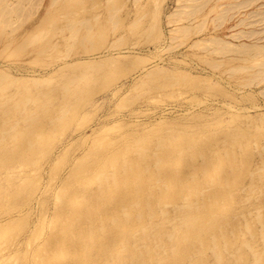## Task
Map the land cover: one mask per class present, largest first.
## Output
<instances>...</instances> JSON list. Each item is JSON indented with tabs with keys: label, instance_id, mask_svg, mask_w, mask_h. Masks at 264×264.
<instances>
[{
	"label": "rangeland",
	"instance_id": "obj_1",
	"mask_svg": "<svg viewBox=\"0 0 264 264\" xmlns=\"http://www.w3.org/2000/svg\"><path fill=\"white\" fill-rule=\"evenodd\" d=\"M7 5L12 25L0 24V70L10 76L3 83L14 94L9 102L29 91L38 100L29 115L64 104L71 110L27 128L25 113L0 109V123L17 130L0 147L17 154L0 170V264H81L51 260L62 249L85 264L109 258L110 232L77 247L62 231H79L72 198L90 191L107 198L102 183L130 159L144 168L137 181L146 179L135 201L159 193L183 205L191 193L217 217L209 235L187 248L195 262L178 264H256L264 255V0ZM77 21L92 26L83 44L69 29ZM175 159L182 170L171 174ZM93 165L99 168L89 174Z\"/></svg>",
	"mask_w": 264,
	"mask_h": 264
},
{
	"label": "bare ground",
	"instance_id": "obj_2",
	"mask_svg": "<svg viewBox=\"0 0 264 264\" xmlns=\"http://www.w3.org/2000/svg\"><path fill=\"white\" fill-rule=\"evenodd\" d=\"M204 1L207 5L210 0ZM3 2L4 5L0 6V24L3 27H10L12 22L9 19L6 20V15L13 12V10L8 8V0H0V5ZM116 11H111V17ZM69 29L72 31L74 39L81 44L89 41V36L92 34V26L84 24L83 21L73 22L69 25ZM83 30L85 34H80ZM1 71L0 100H4V103L0 104V109L5 108L3 110H8L13 116L25 113L23 120L25 127L31 128L36 119L40 121L43 115L51 112H56V116L60 119L65 118L70 112L71 107L64 104L61 109L49 108L39 112L36 116L29 115L28 110L35 107L38 100L33 97L31 92L25 91L19 100L10 103L9 101L14 94L7 93L3 84L4 81H10V76ZM37 94L45 95L42 88H39ZM8 118L10 117L2 118L1 121ZM15 132H17L16 128L13 127L11 130L0 123V147L8 136ZM25 143L30 147L35 144L32 140H26ZM200 149V147H197L196 151ZM66 151H68L67 148ZM200 154L205 157L202 150ZM16 155L14 151H3L0 148V170L5 169ZM193 160L194 157L185 158L183 165H190ZM181 164V159H175V162L171 163L167 169L171 174L176 171L181 172ZM162 166L163 163H160L161 168ZM98 168L99 165H93V169L91 168L89 174L96 173ZM143 170L144 168L141 166L139 159H130L120 172L109 173L102 183L107 184L109 187L107 198H104L103 194L93 191L86 192L84 199H80V197L72 198V202L79 206L78 209L71 210V216L76 219L79 231H62L63 238L70 241L68 243H71V246L74 244L79 247L84 242L94 241L107 232L111 234V239L106 244L109 258L101 263L88 261L87 264H178L181 260L195 262L192 251L187 250V248L191 243L202 241L209 235V225L217 221L216 215L205 214L203 208L199 206L198 201L194 199L191 193L183 195V205L166 203L162 200L164 196L159 193L146 195L141 202L135 201L136 196L141 195L143 185L146 184L145 178L137 181L139 177L144 175ZM22 175L23 172L21 171L16 174V176ZM134 182L137 184H132ZM127 187L138 189L137 191L134 190V194L130 193L129 197L126 194L121 199H117L121 192H127L125 191ZM117 200L123 201L117 202ZM62 204L66 210L70 201L63 199ZM172 208H174L173 212L170 211ZM172 213L175 215L174 219L171 217ZM173 220H175L174 226L170 224L174 222ZM115 236L116 242L112 248H109ZM213 247L217 248L216 245H213ZM56 256L62 262L72 257L75 262L85 264L83 263L85 260L83 261L70 249L56 251L51 260H55ZM173 256L176 257L172 259ZM255 261L256 264H264V255H256ZM236 263L239 264L240 262L236 260Z\"/></svg>",
	"mask_w": 264,
	"mask_h": 264
}]
</instances>
